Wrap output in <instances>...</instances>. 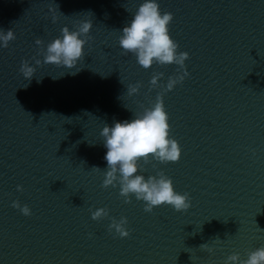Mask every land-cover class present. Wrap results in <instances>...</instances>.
<instances>
[{
  "label": "water",
  "instance_id": "95a60500",
  "mask_svg": "<svg viewBox=\"0 0 264 264\" xmlns=\"http://www.w3.org/2000/svg\"><path fill=\"white\" fill-rule=\"evenodd\" d=\"M141 2L0 0V29L15 35L0 47V264H224L264 246V0H159L177 50L189 53L188 75L162 95L181 155L141 159L138 170H163L190 207L146 211L102 186V127L150 106L162 90L151 76L166 84L179 67L144 68L120 47ZM83 21L92 27L76 67L35 65L63 26ZM22 61L35 66L31 78ZM103 207L108 216L92 219ZM121 216L126 237L108 230Z\"/></svg>",
  "mask_w": 264,
  "mask_h": 264
},
{
  "label": "clouds",
  "instance_id": "9594fccd",
  "mask_svg": "<svg viewBox=\"0 0 264 264\" xmlns=\"http://www.w3.org/2000/svg\"><path fill=\"white\" fill-rule=\"evenodd\" d=\"M172 19L173 13L160 10L159 0H142L132 14L131 20L120 30L118 38L120 47L125 54L133 53L137 63L142 67L149 68L154 63L175 64L179 67L174 75L168 77L166 84L159 83L162 73L151 76L150 86L160 87L162 90L157 93L155 101L150 106L134 113L131 119L114 120L111 125L105 123L100 131L104 147L107 149L104 154L107 167L102 186L118 185L119 193L126 203L134 196L137 200L145 202L146 211H151L154 206L161 204L170 205L177 211L187 210L191 205L189 194L175 191L171 177L163 170L147 177L138 170V162L141 159L151 157L160 162H175L181 155L179 142L169 134L168 113L162 99L164 92L172 90L188 75L185 61L189 53L177 50L178 42L171 37L168 27ZM52 20H56L54 14ZM91 27L90 21H83L80 27L74 30H70L67 25L63 26L61 35L47 43L43 60L37 59L35 65L51 63L65 68L76 67L84 55V46ZM14 39L12 29L7 31L0 29V47H7L9 41ZM41 43L40 38L35 40L36 45ZM20 72L24 77L31 78L35 66L30 65L28 61H22ZM140 86L137 82L130 84L129 89L136 93ZM17 188L22 190L20 185H17ZM12 206L19 208L26 216L31 215V209L27 204L21 205L19 201L14 200ZM105 216H108L106 207L91 211L92 219ZM126 225V217L121 216L119 220L112 218L108 230L115 229L119 236L126 237L129 235ZM207 251L211 252L213 249L208 247ZM229 262L264 264V246L250 251L244 260L240 259L238 253H233L227 257L224 264Z\"/></svg>",
  "mask_w": 264,
  "mask_h": 264
}]
</instances>
